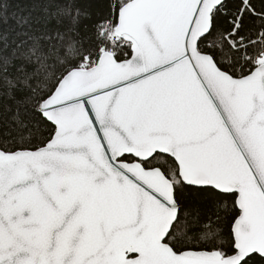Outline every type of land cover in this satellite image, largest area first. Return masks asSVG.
<instances>
[{
  "label": "snow or ice",
  "instance_id": "snow-or-ice-1",
  "mask_svg": "<svg viewBox=\"0 0 264 264\" xmlns=\"http://www.w3.org/2000/svg\"><path fill=\"white\" fill-rule=\"evenodd\" d=\"M11 8L0 264H264V0H115L87 37L74 2Z\"/></svg>",
  "mask_w": 264,
  "mask_h": 264
},
{
  "label": "trees",
  "instance_id": "trees-1",
  "mask_svg": "<svg viewBox=\"0 0 264 264\" xmlns=\"http://www.w3.org/2000/svg\"><path fill=\"white\" fill-rule=\"evenodd\" d=\"M54 3H75L79 8L86 11L87 15L81 18L79 33L81 36L87 37L92 33V27L97 21L103 22V18L108 15L109 6L115 3V0H52ZM259 3V0H254ZM12 5L9 16L15 12L18 16L27 17L29 13L33 18L43 17V6L49 3V0H9ZM15 28L16 31L21 29L17 26L15 19H8L5 23L0 19V34L9 32V29ZM63 30V29H62ZM15 38V32L9 33V40ZM11 103V102H9ZM12 111L5 113L3 106L0 104V133L5 131V124L10 123L14 115L15 106ZM2 139V137H0ZM181 207L192 213L190 219H194L196 224H202L211 220L213 224H219L224 233L227 234L231 227V220L236 213V209L232 207V199L224 201L227 205L225 209L221 205L220 196L215 192H184L180 197ZM227 212V214H225ZM217 216L220 217L217 220Z\"/></svg>",
  "mask_w": 264,
  "mask_h": 264
}]
</instances>
